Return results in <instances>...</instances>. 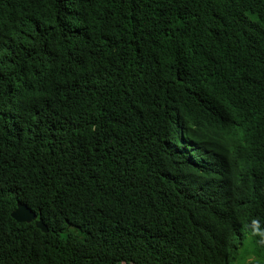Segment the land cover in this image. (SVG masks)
Listing matches in <instances>:
<instances>
[{
    "label": "trees",
    "instance_id": "16d2710c",
    "mask_svg": "<svg viewBox=\"0 0 264 264\" xmlns=\"http://www.w3.org/2000/svg\"><path fill=\"white\" fill-rule=\"evenodd\" d=\"M0 264H264V0H0Z\"/></svg>",
    "mask_w": 264,
    "mask_h": 264
},
{
    "label": "water",
    "instance_id": "95a60500",
    "mask_svg": "<svg viewBox=\"0 0 264 264\" xmlns=\"http://www.w3.org/2000/svg\"><path fill=\"white\" fill-rule=\"evenodd\" d=\"M10 215L18 221L33 220L34 224L41 230H46V225L40 217H36V213L24 202H16L15 207L11 209Z\"/></svg>",
    "mask_w": 264,
    "mask_h": 264
},
{
    "label": "rangeland",
    "instance_id": "374dc122",
    "mask_svg": "<svg viewBox=\"0 0 264 264\" xmlns=\"http://www.w3.org/2000/svg\"><path fill=\"white\" fill-rule=\"evenodd\" d=\"M243 244H244V241H243V239H242V240H241V247H242ZM250 244H251V243H250ZM251 245H252V244H251ZM242 248H246V246H245V247H242ZM244 252H246V251H243V249H239L237 255H238V256H241V255L244 254Z\"/></svg>",
    "mask_w": 264,
    "mask_h": 264
}]
</instances>
